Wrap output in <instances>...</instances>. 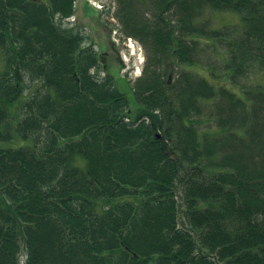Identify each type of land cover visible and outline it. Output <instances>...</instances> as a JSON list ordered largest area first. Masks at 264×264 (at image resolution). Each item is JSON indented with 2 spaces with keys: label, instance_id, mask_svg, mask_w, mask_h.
Returning a JSON list of instances; mask_svg holds the SVG:
<instances>
[{
  "label": "trees",
  "instance_id": "16d2710c",
  "mask_svg": "<svg viewBox=\"0 0 264 264\" xmlns=\"http://www.w3.org/2000/svg\"><path fill=\"white\" fill-rule=\"evenodd\" d=\"M140 1L115 13L150 49L132 113L65 25L76 0H0V144L28 141L0 145V264H264V85L162 72L202 39L231 84L264 69V0Z\"/></svg>",
  "mask_w": 264,
  "mask_h": 264
},
{
  "label": "rangeland",
  "instance_id": "374dc122",
  "mask_svg": "<svg viewBox=\"0 0 264 264\" xmlns=\"http://www.w3.org/2000/svg\"><path fill=\"white\" fill-rule=\"evenodd\" d=\"M136 1L139 2V0ZM140 3L139 6L141 8H139L143 12V7H145L147 2L142 0ZM147 6L149 9L146 15H148V18H152V8L150 5ZM118 8L117 0H76L75 14L67 21L65 20V25L80 30L84 35V44L92 45L98 54H103V58L104 55L106 56L104 60L106 65L101 66V62L96 72H98L100 77L104 76V70L111 75L115 87L125 93L129 102V109L132 113H135L140 105L135 101L129 86L134 85L139 74L142 76V71L150 62L151 55L150 49L148 50L140 40L125 36L122 24L115 15ZM203 14V18L205 19V16H207L208 22L212 27L221 28L224 25H237L240 22V16L235 12H209L206 10ZM164 16L166 17L167 14ZM169 16H171V13ZM172 21L173 23L175 22L174 20ZM202 40H199V45L193 53V62L191 64L181 63L183 69L193 71L198 77H203L216 86L236 92H242V89L250 91L264 85V69L244 76L235 85L231 84L222 69V64L225 60L223 48L218 46L216 50H212V46L205 45ZM102 57L101 60H103ZM165 64L166 62L164 61L163 65ZM2 67L3 64L0 62V68L2 69ZM173 68V71L169 70L166 72L167 68H165L162 72L167 77L169 73L175 74L176 64L173 65ZM23 97L27 98L29 94L23 95ZM211 107L213 106L210 105L208 109H204L203 115H200L204 122L200 128L207 129L211 125H218L215 121L209 123L207 120V115L210 113L214 115V108L211 109ZM27 144V140L16 135L13 140L0 145L18 147Z\"/></svg>",
  "mask_w": 264,
  "mask_h": 264
}]
</instances>
